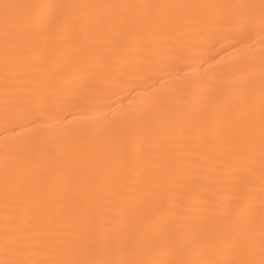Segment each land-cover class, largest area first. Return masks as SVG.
Wrapping results in <instances>:
<instances>
[{"label":"bare ground","instance_id":"bare-ground-1","mask_svg":"<svg viewBox=\"0 0 264 264\" xmlns=\"http://www.w3.org/2000/svg\"><path fill=\"white\" fill-rule=\"evenodd\" d=\"M16 2V0H12ZM23 3H98L104 0H19ZM126 4H216L239 0H113ZM258 3L259 0H246ZM148 22L121 37V46L106 48L100 57L78 54L79 42L60 30L39 40L27 33L23 47L11 44L6 58V44L0 34V236L4 228L6 207L15 203L17 185L12 179L24 165L47 160L58 152L67 158L63 171L72 164L101 159L96 134L112 122H119L126 111L143 114L159 109L161 92L183 87L186 106L197 115L177 116L178 129L165 137L163 144L150 143L143 151L125 157L119 167L101 170L90 181L66 186L61 192L64 203L75 198L80 207L98 212L124 207L122 195L132 191L129 203L138 204L142 189L148 183L147 173L162 166L164 175L161 198L155 207L161 212L177 209L192 217H218L245 197L250 189L259 223L261 185L259 152L248 161L233 155L227 118L223 111L208 101L225 91L237 80L254 77L259 83L261 52L264 45L258 29L248 35L246 43L237 38H224L228 26L220 23L215 9H175L162 23L151 22L142 9L133 10ZM0 12V27H2ZM177 53H192L167 74L156 69L160 61ZM167 54V56L165 55ZM62 61L63 63H58ZM57 73L52 75V73ZM130 81L123 87L120 81ZM138 84V86H135ZM175 105V97H167ZM133 128H144L146 122L134 120ZM223 130V131H222ZM45 149L48 151L46 152ZM74 149V151H68ZM29 153L32 158L21 155ZM251 162L256 169V183L241 185L235 172L244 171ZM9 194V204L5 195ZM44 244L42 237L30 241ZM4 258L0 254V259ZM43 259L59 258L57 252ZM192 258H208L193 255ZM216 258V257H211ZM259 258L258 256L256 257Z\"/></svg>","mask_w":264,"mask_h":264},{"label":"snow or ice","instance_id":"snow-or-ice-1","mask_svg":"<svg viewBox=\"0 0 264 264\" xmlns=\"http://www.w3.org/2000/svg\"><path fill=\"white\" fill-rule=\"evenodd\" d=\"M136 9L155 13L148 20L157 23L169 19L168 13L175 9H215L220 23L228 26L224 38H237V43L243 44L247 34L258 29L260 43L264 45V0L198 5L126 4L113 0L98 3L0 0L3 13L0 34L6 44V58L13 51L11 44L23 47V39L17 38L20 34L27 33L39 40L54 30L78 41V54L100 58L106 48L121 46L122 36L148 22L133 13ZM190 55L177 53L167 57L156 70L167 74ZM129 83L132 82L121 80L120 86ZM169 95L175 97V105L168 103ZM161 96L159 109L139 115L123 112L119 122L110 123L96 134L101 159L76 162L65 173L67 158L52 152L56 165H50L47 160L35 161L32 166L24 165L12 177L17 195L15 203L5 209L0 236V254L4 258L0 264H264V49L258 85L254 77L237 80L208 101L227 118L233 155L252 161L259 152L258 231L252 202L255 193L250 189L237 206L218 217L202 215L194 220L177 209L161 212L155 207V200L161 198L164 187L162 166L146 174L149 182L141 190L143 195L137 198L138 204L128 206L133 199L131 190L122 194L126 198L125 206L117 208L116 215H112L111 208L98 212L78 206L83 202H78L75 194L70 203H64L60 194L66 186L90 187L89 181L101 170L119 167L126 156L149 151L146 144H163L165 137L180 127L177 116L182 120L186 115H197L186 106L188 98L183 87L165 89ZM137 119L144 120L146 127H131ZM21 155L32 158L29 153ZM243 167L244 171L234 174L241 177L242 186L254 185L257 179L254 165L249 162ZM8 197L6 193V205ZM37 236L44 240L41 247L30 242ZM53 252L59 258H41ZM193 255L208 258H192Z\"/></svg>","mask_w":264,"mask_h":264}]
</instances>
